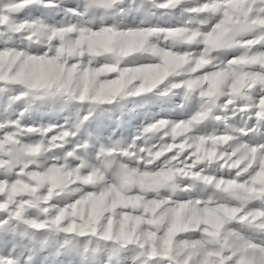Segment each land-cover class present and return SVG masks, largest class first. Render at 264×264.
Masks as SVG:
<instances>
[{"label": "snow or ice", "instance_id": "snow-or-ice-1", "mask_svg": "<svg viewBox=\"0 0 264 264\" xmlns=\"http://www.w3.org/2000/svg\"><path fill=\"white\" fill-rule=\"evenodd\" d=\"M0 264H264V0H0Z\"/></svg>", "mask_w": 264, "mask_h": 264}]
</instances>
